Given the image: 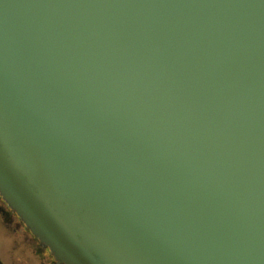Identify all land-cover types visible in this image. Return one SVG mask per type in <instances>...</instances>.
Returning <instances> with one entry per match:
<instances>
[{
	"label": "water",
	"instance_id": "obj_1",
	"mask_svg": "<svg viewBox=\"0 0 264 264\" xmlns=\"http://www.w3.org/2000/svg\"><path fill=\"white\" fill-rule=\"evenodd\" d=\"M0 196L57 264H264V0H0Z\"/></svg>",
	"mask_w": 264,
	"mask_h": 264
},
{
	"label": "rangeland",
	"instance_id": "obj_2",
	"mask_svg": "<svg viewBox=\"0 0 264 264\" xmlns=\"http://www.w3.org/2000/svg\"><path fill=\"white\" fill-rule=\"evenodd\" d=\"M4 205L0 203V208ZM0 212V264H43L36 253L34 240L23 231H17L4 222Z\"/></svg>",
	"mask_w": 264,
	"mask_h": 264
},
{
	"label": "flooded vegetation",
	"instance_id": "obj_3",
	"mask_svg": "<svg viewBox=\"0 0 264 264\" xmlns=\"http://www.w3.org/2000/svg\"><path fill=\"white\" fill-rule=\"evenodd\" d=\"M0 203L4 205L3 208H0V212L3 214V217L5 219V223L8 225H11L14 229L17 231H23L24 233H27L32 240H34V247L36 249V253L41 257L43 264H57L49 250L44 249L39 242L26 230L25 226L20 222L19 217L13 213L10 208L6 205V203L2 200L0 197Z\"/></svg>",
	"mask_w": 264,
	"mask_h": 264
}]
</instances>
